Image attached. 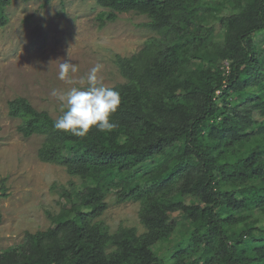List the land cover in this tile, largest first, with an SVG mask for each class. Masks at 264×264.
I'll list each match as a JSON object with an SVG mask.
<instances>
[{
    "label": "trees",
    "instance_id": "trees-1",
    "mask_svg": "<svg viewBox=\"0 0 264 264\" xmlns=\"http://www.w3.org/2000/svg\"><path fill=\"white\" fill-rule=\"evenodd\" d=\"M96 1L101 26L134 11L156 35L117 56L110 132L56 131L27 98L9 102L25 137L44 135L40 159L81 183L60 186L52 226L0 248V264H264V0ZM110 192L140 202L146 232L110 231Z\"/></svg>",
    "mask_w": 264,
    "mask_h": 264
},
{
    "label": "rangeland",
    "instance_id": "rangeland-1",
    "mask_svg": "<svg viewBox=\"0 0 264 264\" xmlns=\"http://www.w3.org/2000/svg\"><path fill=\"white\" fill-rule=\"evenodd\" d=\"M1 10L7 21L0 25V248L6 249L21 244L27 232L51 227L48 212L61 209L60 186L81 183L63 165L40 159L44 135L25 137L19 130L22 119L10 114L9 102L25 97L37 110L58 118L60 105L51 92L73 86L58 79L62 61L77 65L74 78L100 64L103 83L112 87L126 81L117 56L137 53L156 33L146 26L149 17L134 11L101 26L107 9L96 0H52L46 5L42 0H13ZM218 51L226 57L223 46ZM106 201L101 219L112 233L120 227L146 232L139 201L120 202L116 192L108 193Z\"/></svg>",
    "mask_w": 264,
    "mask_h": 264
},
{
    "label": "clouds",
    "instance_id": "clouds-1",
    "mask_svg": "<svg viewBox=\"0 0 264 264\" xmlns=\"http://www.w3.org/2000/svg\"><path fill=\"white\" fill-rule=\"evenodd\" d=\"M102 66L97 64L74 78L79 71L71 59L59 65L58 79L73 85L68 89H53L51 96L59 102L61 115L54 120L53 129L77 137L86 136L94 127L99 132H110L117 127L111 119L120 104L118 90L103 83L99 75Z\"/></svg>",
    "mask_w": 264,
    "mask_h": 264
}]
</instances>
